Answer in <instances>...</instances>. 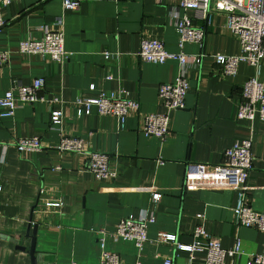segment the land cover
Listing matches in <instances>:
<instances>
[{"label":"crops","instance_id":"0c3cea01","mask_svg":"<svg viewBox=\"0 0 264 264\" xmlns=\"http://www.w3.org/2000/svg\"><path fill=\"white\" fill-rule=\"evenodd\" d=\"M62 3L0 4L5 21L0 51L10 52V62L0 66V97L14 85L43 78L45 96L62 102L51 108L23 105L11 118H0V264H30L34 225L36 264H97L99 232L104 234L103 250L117 254L124 264H160L164 258L171 264H202L201 254L188 260L172 244L155 242L158 234L166 233L187 245L196 224L217 238L223 250L239 240L241 255L225 258L224 264H244L248 255L264 252V234L236 226V173L220 166L225 149L250 140L246 195L250 207L264 213V122L235 117L242 84L250 78L264 83V60L256 66L239 63L234 76H220L211 56L236 55L238 43L226 28V15L216 11L213 2L207 21L178 8V0H81L76 11H64ZM183 15L202 28L203 38L200 46L186 43L181 52L203 56L199 65L184 67V108L168 113L169 134L160 141L143 136L138 125L141 116L164 112L156 90L173 82L179 67L172 60L161 65L140 62L137 51L141 39H155L168 54L178 53L174 18ZM54 31L64 36L68 55L63 61L18 53L21 40ZM99 94L131 99L137 113H129L122 123L98 115L94 108L78 117L74 102ZM58 109L63 114L59 131L50 122V111ZM62 135L79 138L87 152L106 155L114 177L95 181L83 155L59 153L55 148ZM33 136L41 140L38 151L18 152L12 146L19 138ZM151 194H158V200L153 202ZM46 202L60 206L47 207ZM141 211L154 221L140 251L130 242H113L109 234L117 222Z\"/></svg>","mask_w":264,"mask_h":264},{"label":"built area","instance_id":"2783aa9c","mask_svg":"<svg viewBox=\"0 0 264 264\" xmlns=\"http://www.w3.org/2000/svg\"><path fill=\"white\" fill-rule=\"evenodd\" d=\"M17 0H0V4L7 5ZM213 2L216 11L226 15V28L233 34L238 43V53L232 56L215 54L211 56L214 65L219 67V74L222 77H232L236 72L239 63H246L256 66L264 60V0H178V8L184 11H191L194 17L207 21L208 9ZM81 0H63L64 11H76ZM174 29L177 35L176 46L179 50L176 54H168L164 51L162 43L155 39H141L138 46L137 57L140 62L161 65L167 60L175 61L179 67V74L173 82L161 84L157 87L156 95L158 102L164 112L161 114H148L140 118L138 131L145 137H153L163 141L169 134L168 113L182 110L184 108V97L188 89L187 80L184 74V67L187 64L199 65L203 55L185 56L181 49L186 43H193L200 46L203 38L202 28L191 25L187 16L174 18ZM61 24V20L57 21ZM5 21L0 16V30L4 27ZM17 51L20 55H40L48 57L53 62H61L67 58L64 50V36L62 31L45 32L40 39H26L18 43ZM103 59L108 54L102 53ZM10 62V52L0 51V66ZM45 80L34 79L28 85L17 84L6 91L0 97V118H11L15 110L23 105H34L43 103L50 108L53 105L61 106L62 102L57 97L47 98L44 94ZM78 117L90 114L94 108L98 115H107L116 118L120 123L129 113H137V103L131 99L120 96H104L99 94L96 98L81 99L74 102ZM235 117L237 120L250 122L254 119L264 122V83L254 78L246 80L240 88V101L238 103ZM51 126L60 130L63 122V114L60 109L50 111ZM12 146L18 152H35L41 149V140L38 136L30 138H19ZM251 142L249 139H242L225 149L222 153L220 166L233 170L236 173V184L239 191L236 195V203L232 208V214L236 226L254 229L264 234V213L254 211L246 195L248 174L252 167L250 154ZM7 146H4V150ZM59 153L81 154L86 159L87 172L95 181H103L114 177V173L108 168V157L97 152L84 150L83 142L79 138H72L62 135L55 148ZM55 167L54 171H59ZM158 194H151V200L157 201ZM47 207H59L60 202H46ZM199 218V216H196ZM154 221L153 216L146 211L139 212L138 216H126L121 218L115 229L109 234L113 242L125 241L133 244L137 252L147 241V227ZM98 238L99 255L97 264H124L119 256L103 250L102 232ZM191 242L187 245L177 244L173 235L160 233L155 238L157 243H170L175 250L182 251L192 260L194 254H201L202 264H224V259L235 258L241 255L240 242L234 241L232 248L223 250L220 248L217 238L205 233L201 225H194L191 233ZM67 264H77L69 262ZM134 264H139L136 261ZM160 264H171L167 258L161 260ZM244 264H264V252L261 254H250Z\"/></svg>","mask_w":264,"mask_h":264},{"label":"water","instance_id":"95a60500","mask_svg":"<svg viewBox=\"0 0 264 264\" xmlns=\"http://www.w3.org/2000/svg\"><path fill=\"white\" fill-rule=\"evenodd\" d=\"M37 228H38L37 225H34L32 227V233H31L32 238H30L31 243H30L29 250H28L30 264H36L37 263V258H36V254H35L36 252H35V248H34V238H33L35 236V232H36ZM28 230H29V227H28ZM18 249L25 251V249L20 248V247Z\"/></svg>","mask_w":264,"mask_h":264}]
</instances>
